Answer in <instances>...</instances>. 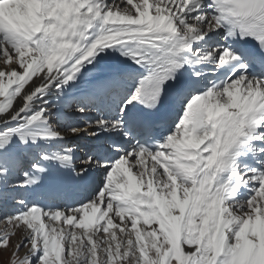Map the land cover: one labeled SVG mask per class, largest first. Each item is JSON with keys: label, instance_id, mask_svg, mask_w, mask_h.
<instances>
[{"label": "snow or ice", "instance_id": "6c2138e0", "mask_svg": "<svg viewBox=\"0 0 264 264\" xmlns=\"http://www.w3.org/2000/svg\"><path fill=\"white\" fill-rule=\"evenodd\" d=\"M0 224L7 264H264V0H0Z\"/></svg>", "mask_w": 264, "mask_h": 264}, {"label": "rangeland", "instance_id": "374dc122", "mask_svg": "<svg viewBox=\"0 0 264 264\" xmlns=\"http://www.w3.org/2000/svg\"><path fill=\"white\" fill-rule=\"evenodd\" d=\"M3 225L0 224V228H2ZM15 243V241H13ZM10 251H4L0 250V264H7V260L9 259Z\"/></svg>", "mask_w": 264, "mask_h": 264}]
</instances>
